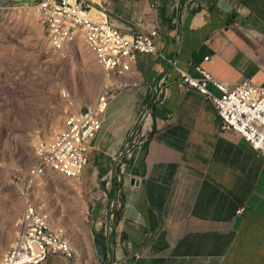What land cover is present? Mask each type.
I'll use <instances>...</instances> for the list:
<instances>
[{
	"label": "crops",
	"instance_id": "0c3cea01",
	"mask_svg": "<svg viewBox=\"0 0 264 264\" xmlns=\"http://www.w3.org/2000/svg\"><path fill=\"white\" fill-rule=\"evenodd\" d=\"M38 2L0 0L1 53L31 52L45 39ZM106 10L117 30L158 38L155 54H137L119 76L126 87L108 103L83 175L95 213L116 178L108 196L118 190L120 207L105 264H264V161L219 129L212 101L185 91L176 70L197 78L199 66L228 84L264 87V0H108ZM76 255L77 264H101L94 246ZM42 264L69 262L52 255Z\"/></svg>",
	"mask_w": 264,
	"mask_h": 264
},
{
	"label": "built area",
	"instance_id": "2783aa9c",
	"mask_svg": "<svg viewBox=\"0 0 264 264\" xmlns=\"http://www.w3.org/2000/svg\"><path fill=\"white\" fill-rule=\"evenodd\" d=\"M108 0H39L36 12L44 38L53 52L62 54V48H68V40L73 35H83L95 43V55L108 63V75L116 72H128L127 56L153 55L156 53L158 31L123 33L110 21L106 10ZM152 1V0H148ZM205 61L208 57L204 58ZM115 63H125V71H114ZM175 66V63L169 61ZM199 77L194 78L186 72L177 70L182 88L185 91H197L213 103L218 127L223 132L240 135L264 161V87L256 86L245 78L240 82L228 84L214 79L199 66L194 67ZM213 85L219 96H213L207 85ZM125 83L107 87L106 95L85 108L67 115L66 125L54 132L49 138L37 144L39 163L35 172H20L15 180L25 195V185L41 180L46 172V164L57 165L62 176L80 182L92 156V141L99 132L108 103ZM67 101L71 106L67 93ZM125 143L123 157L131 158L137 144V131H131ZM124 164H121L123 167ZM105 184L104 197L107 210L103 219H97V235L103 241L108 257L114 251V225L119 211L118 193L109 197L110 179ZM22 223L19 235L2 256L0 264H42L49 256L59 255L69 264H77L76 251L71 239L63 232L56 236V230L43 226V219L35 212V206L25 203L22 211ZM111 264V262H110Z\"/></svg>",
	"mask_w": 264,
	"mask_h": 264
},
{
	"label": "rangeland",
	"instance_id": "374dc122",
	"mask_svg": "<svg viewBox=\"0 0 264 264\" xmlns=\"http://www.w3.org/2000/svg\"><path fill=\"white\" fill-rule=\"evenodd\" d=\"M3 49L0 45L5 56L0 57V260L18 236L25 196L52 229L67 232L73 249L85 257L100 229L97 219L106 214V198L95 213L91 184L83 178L76 183L46 171L24 195L15 177L39 163L37 144L62 130L69 113L93 104L102 87L122 81L108 75L80 42L62 54L45 39L31 52Z\"/></svg>",
	"mask_w": 264,
	"mask_h": 264
},
{
	"label": "bare ground",
	"instance_id": "6f19581e",
	"mask_svg": "<svg viewBox=\"0 0 264 264\" xmlns=\"http://www.w3.org/2000/svg\"><path fill=\"white\" fill-rule=\"evenodd\" d=\"M82 43L84 46H86L94 55H95V43L90 41L88 38H84L83 35H73L69 38L68 40V48L75 44V43ZM68 48H62V52L65 51ZM98 63L100 64V66L102 67V69L105 72H108V63L107 62H103L101 59H98V57L95 55ZM135 56H127V66L130 67L131 66V62L134 60ZM114 71H125V63H115L114 64ZM126 72H116L115 76L119 77L121 75H124ZM106 95V86L102 87L96 100L101 99V97H104ZM63 98H65L67 100V94L65 92L62 93ZM37 149V154L39 155V147H36ZM46 171H54L57 172L58 174L62 175L61 171H57V165L54 164H46ZM27 172H35V166H33L29 171ZM34 181L31 183H27L25 185V192L30 191L38 182ZM29 206H33L31 203H28ZM35 212L40 215L41 219H43V226L46 228H51L47 222V220L43 217V215L35 208ZM22 223V217H21V222ZM18 235H19V231H20V225L18 228ZM56 236H63V233L61 232H57L56 231ZM67 236V235H66ZM17 238V237H16ZM16 240V239H15Z\"/></svg>",
	"mask_w": 264,
	"mask_h": 264
},
{
	"label": "water",
	"instance_id": "95a60500",
	"mask_svg": "<svg viewBox=\"0 0 264 264\" xmlns=\"http://www.w3.org/2000/svg\"><path fill=\"white\" fill-rule=\"evenodd\" d=\"M94 247L97 253L98 260L101 264H105L107 261V255L105 252V248L103 245V241L101 240L99 235H96L93 239Z\"/></svg>",
	"mask_w": 264,
	"mask_h": 264
},
{
	"label": "trees",
	"instance_id": "16d2710c",
	"mask_svg": "<svg viewBox=\"0 0 264 264\" xmlns=\"http://www.w3.org/2000/svg\"><path fill=\"white\" fill-rule=\"evenodd\" d=\"M116 186H117V183H116V178L114 176V179L112 180V188L114 189L116 188Z\"/></svg>",
	"mask_w": 264,
	"mask_h": 264
}]
</instances>
